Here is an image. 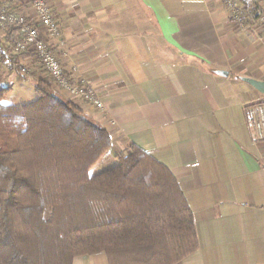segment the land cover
<instances>
[{"label": "crops", "instance_id": "1", "mask_svg": "<svg viewBox=\"0 0 264 264\" xmlns=\"http://www.w3.org/2000/svg\"><path fill=\"white\" fill-rule=\"evenodd\" d=\"M46 1L62 26L63 68L108 108L78 105L113 143L91 176L142 149L172 172L193 214L199 248L178 264H264V141L254 129L264 95L243 81L264 82L259 37L234 28L223 0ZM0 55L17 73L18 58ZM72 264L109 262L101 253Z\"/></svg>", "mask_w": 264, "mask_h": 264}, {"label": "trees", "instance_id": "2", "mask_svg": "<svg viewBox=\"0 0 264 264\" xmlns=\"http://www.w3.org/2000/svg\"><path fill=\"white\" fill-rule=\"evenodd\" d=\"M9 90L0 87V97ZM35 90L30 103L0 104V264L101 253L109 264H178L196 253L193 214L172 172L131 146L91 176L112 148L110 133L46 79ZM17 115L24 132L11 124Z\"/></svg>", "mask_w": 264, "mask_h": 264}, {"label": "built area", "instance_id": "3", "mask_svg": "<svg viewBox=\"0 0 264 264\" xmlns=\"http://www.w3.org/2000/svg\"><path fill=\"white\" fill-rule=\"evenodd\" d=\"M227 18L238 32H251L264 44V0L246 8L242 0H223ZM12 34L16 40L6 41ZM0 52L18 58L24 77L39 68L55 92L100 114L108 111L99 89L84 78L68 74L57 57L65 50L63 30L46 0H0ZM6 56V55H5ZM3 57L0 55V65ZM254 124L257 141H264V98L257 105Z\"/></svg>", "mask_w": 264, "mask_h": 264}, {"label": "rangeland", "instance_id": "4", "mask_svg": "<svg viewBox=\"0 0 264 264\" xmlns=\"http://www.w3.org/2000/svg\"><path fill=\"white\" fill-rule=\"evenodd\" d=\"M8 71L9 70L5 68V66L1 67L0 65V82L10 87V90L4 92L0 97V104L19 106L36 100L37 93L35 90V83L37 81L31 80V78L23 80L16 72L9 74ZM37 72H39L40 75H44L39 68ZM47 83L50 85L48 81Z\"/></svg>", "mask_w": 264, "mask_h": 264}, {"label": "water", "instance_id": "5", "mask_svg": "<svg viewBox=\"0 0 264 264\" xmlns=\"http://www.w3.org/2000/svg\"><path fill=\"white\" fill-rule=\"evenodd\" d=\"M243 81H245L246 83H248L250 86H252L255 90H257L258 92H260L261 94L264 95V82H260L254 79H250V78H244ZM1 89L2 90H7L8 86L5 84H1Z\"/></svg>", "mask_w": 264, "mask_h": 264}, {"label": "clouds", "instance_id": "6", "mask_svg": "<svg viewBox=\"0 0 264 264\" xmlns=\"http://www.w3.org/2000/svg\"><path fill=\"white\" fill-rule=\"evenodd\" d=\"M11 124L14 128H18L21 132H24L27 129L26 118L23 115H17L13 117L11 120ZM20 125H23V127H19Z\"/></svg>", "mask_w": 264, "mask_h": 264}]
</instances>
